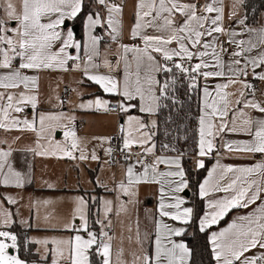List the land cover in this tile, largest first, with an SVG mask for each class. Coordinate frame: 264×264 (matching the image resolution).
Wrapping results in <instances>:
<instances>
[{
  "label": "snow or ice",
  "instance_id": "snow-or-ice-1",
  "mask_svg": "<svg viewBox=\"0 0 264 264\" xmlns=\"http://www.w3.org/2000/svg\"><path fill=\"white\" fill-rule=\"evenodd\" d=\"M0 264H264V0H0Z\"/></svg>",
  "mask_w": 264,
  "mask_h": 264
},
{
  "label": "crops",
  "instance_id": "crops-1",
  "mask_svg": "<svg viewBox=\"0 0 264 264\" xmlns=\"http://www.w3.org/2000/svg\"><path fill=\"white\" fill-rule=\"evenodd\" d=\"M227 2V0H226ZM227 11V9H226ZM89 91H92V89H89ZM101 117H94V116H84V124L82 125V133L83 132H97V133H109L112 131L110 127H106L100 120H98ZM103 118V117H102ZM229 162H234V163H243L244 161H229ZM52 178L54 179L55 176L52 175ZM31 191V189H29ZM36 194H41V195H51L52 193L48 192H42V191H37ZM229 217L228 219H230ZM226 222L221 225L225 226Z\"/></svg>",
  "mask_w": 264,
  "mask_h": 264
},
{
  "label": "rangeland",
  "instance_id": "rangeland-1",
  "mask_svg": "<svg viewBox=\"0 0 264 264\" xmlns=\"http://www.w3.org/2000/svg\"><path fill=\"white\" fill-rule=\"evenodd\" d=\"M105 119L106 118L101 117L98 120H100L103 123V121ZM49 166H50L51 172L53 173L55 178L57 176H61L62 170H64L68 175L69 182L70 183L74 182V177H75L76 173L70 171V162L65 161V162H61V163L57 164L56 162L53 161V162H50ZM36 195H41V194H36Z\"/></svg>",
  "mask_w": 264,
  "mask_h": 264
},
{
  "label": "trees",
  "instance_id": "trees-1",
  "mask_svg": "<svg viewBox=\"0 0 264 264\" xmlns=\"http://www.w3.org/2000/svg\"><path fill=\"white\" fill-rule=\"evenodd\" d=\"M253 3L256 5V7H259V6H260V0H253ZM210 163H211V162H209V164H210ZM203 175H204V173H201V174H200V178H202ZM225 222H226V221H225ZM225 222H222L221 225H223ZM201 242H203V240H202Z\"/></svg>",
  "mask_w": 264,
  "mask_h": 264
}]
</instances>
